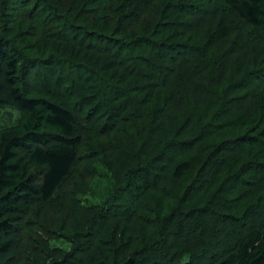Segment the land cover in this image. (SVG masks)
Masks as SVG:
<instances>
[{
  "label": "trees",
  "instance_id": "1",
  "mask_svg": "<svg viewBox=\"0 0 264 264\" xmlns=\"http://www.w3.org/2000/svg\"><path fill=\"white\" fill-rule=\"evenodd\" d=\"M0 264H264V0H0Z\"/></svg>",
  "mask_w": 264,
  "mask_h": 264
},
{
  "label": "rangeland",
  "instance_id": "2",
  "mask_svg": "<svg viewBox=\"0 0 264 264\" xmlns=\"http://www.w3.org/2000/svg\"><path fill=\"white\" fill-rule=\"evenodd\" d=\"M6 113H7L6 111H1L0 110V120L3 119V118H5Z\"/></svg>",
  "mask_w": 264,
  "mask_h": 264
}]
</instances>
